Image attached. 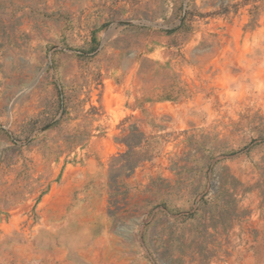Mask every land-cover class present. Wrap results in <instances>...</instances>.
<instances>
[{"label":"rangeland","instance_id":"374dc122","mask_svg":"<svg viewBox=\"0 0 264 264\" xmlns=\"http://www.w3.org/2000/svg\"><path fill=\"white\" fill-rule=\"evenodd\" d=\"M0 264H264V0H0Z\"/></svg>","mask_w":264,"mask_h":264}]
</instances>
